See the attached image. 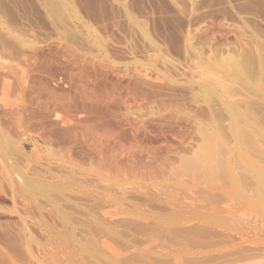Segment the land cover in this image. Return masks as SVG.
<instances>
[{
  "label": "rangeland",
  "instance_id": "obj_1",
  "mask_svg": "<svg viewBox=\"0 0 264 264\" xmlns=\"http://www.w3.org/2000/svg\"><path fill=\"white\" fill-rule=\"evenodd\" d=\"M254 43L264 47V0H0V80L8 82L6 86H1L0 81V112H3L0 113V119L3 118L0 120V264H133L136 260L144 261L142 264H221L225 260L236 264H254L257 259L260 260L256 261L257 264H262L264 48L262 51ZM70 51H73V57L91 58L104 66L102 70H106L107 74L105 81L101 76L97 88L89 83L88 88L94 89L101 101L106 102H102L99 113H95L98 116L91 115L92 119L90 115L88 118L78 115L83 125L82 133L77 131L75 136L67 133L62 137L41 122L30 120L39 113L35 107L38 104L40 107L42 103V100L33 102L34 93L31 90L42 92L43 85L50 84L55 91H69L68 95L72 97L74 94L63 83L73 68ZM232 56L241 58L248 65L251 63L249 66L245 63V66L257 87L248 84V80L243 81L249 86L229 74L224 75L218 61ZM23 72H29L30 79H33L31 83L25 79L24 100L33 102V105L25 102V111L29 112L30 107L32 111L24 115L29 116L35 111L31 117L25 115L26 121L29 120L25 122L26 127H14L16 94H13H20L17 84ZM260 82L262 88L259 89ZM15 86L18 90L12 92ZM243 108L249 109V112ZM255 108L263 110L254 112ZM62 115L54 113L50 118L53 123L59 122L55 124L59 131L70 126L69 122H60ZM7 123L9 127L13 126L8 128ZM199 130L207 137L206 140L213 139L210 140L215 146L210 153L213 156L206 154L205 150L199 151L205 140ZM43 134L47 140L45 143L37 138ZM88 136H91L90 140ZM93 145L100 149L90 151L95 149ZM95 152L102 155L98 156L100 159L94 155ZM196 154H200L201 160L196 161L202 162L201 166L196 162L195 167L192 165L186 169L183 161L188 158L195 160ZM206 155L210 156L209 159ZM106 158L113 161L112 164L115 162L117 169L113 166L114 174L108 173ZM101 159H106L102 160L105 166ZM243 169L248 170L247 173ZM258 176L262 177L260 181ZM117 190H120L119 193ZM93 196L96 198L94 203ZM106 197L111 198L105 200ZM57 198L59 202L55 200ZM204 200H209V203ZM90 209L93 213L89 212ZM48 210H53L51 215ZM247 220H251L250 223ZM131 221H134L133 224ZM113 222L121 225L115 226ZM138 231L142 232V236ZM240 232L247 234L242 235L243 238ZM188 233L193 234L189 236ZM247 235L250 237L247 238ZM246 246L251 253L245 250ZM176 247H179L178 250ZM231 249L239 253L237 255H246L239 256V261L233 258ZM225 253L228 257L223 261L221 259L227 256Z\"/></svg>",
  "mask_w": 264,
  "mask_h": 264
},
{
  "label": "bare ground",
  "instance_id": "obj_2",
  "mask_svg": "<svg viewBox=\"0 0 264 264\" xmlns=\"http://www.w3.org/2000/svg\"><path fill=\"white\" fill-rule=\"evenodd\" d=\"M254 40L255 39H253V42H254ZM260 42V41H259ZM256 43H258V41H256ZM256 43H254V44H256ZM263 43V42H262ZM261 43V44H262ZM259 46H257V44H256V46L258 47V48H260L261 50L264 48L263 47V45H260V44H258ZM6 47V46H5ZM64 47V46H63ZM262 47V48H261ZM4 48V47H3ZM10 48H12V47H10ZM8 49H9V46H8ZM67 49H70V48H67ZM257 50V49H256ZM69 51V50H68ZM263 51V50H262ZM249 52V51H248ZM68 53H72L71 55H70V57H72V58H70L71 59V63H72V67L73 68H71L70 70L71 71H69V73H67L68 75V77L66 76V75H64V76H66V78H65V81L63 80V83L64 84H67L68 86L67 87H69L68 88V90L70 89L71 91H72V93L74 94L72 97L71 96H69L68 95V92H65V89L64 90H59V91H55L54 90V88H52V87H50L51 85L50 84H45V85H43V90H42V92H34L33 90H31V92H33L34 94L32 95L33 96V102H40L41 100H42V103L40 102V107H38L39 106V104H38V106H36V104H35V108H38L39 109V113H36L35 115H33L32 116V118L30 119L31 121H34V120H37V121H39V122H41V125L42 124H44V125H46V127L48 126V129L50 128V130H54L55 131V133L59 136L60 134H61V136L63 135H66L67 133H73V134H70V136L71 135H73V136H75L74 134H75V132H77V131H79V132H83V130H82V127H83V125H82V121H80L79 120V116L78 115H80V114H83V115H86V117L88 118V117H90L91 115H94L95 113H99V109H100V107H101V105H102V102H106V101H101L102 100V98H99L98 96H97V94H96V91L94 90V89H90V88H88V83L90 84V85H92V86H94L93 88H97V82H99V79L98 78H100L101 76H102V78L104 79V81H105V75H107L105 72H106V70L103 72V68H104V66L103 65H101V64H99V63H97L96 61H94L93 59H91V58H82L83 56H81V57H77V56H74L73 57V51L71 52H68ZM246 54H248V53H246ZM245 54V55H246ZM250 55H251V53H250ZM248 56V55H247ZM233 57V56H232ZM245 56H243V58H244ZM263 57V56H262ZM236 58V57H235ZM234 57L233 58H221V59H223V60H219L218 61V63H220V68L222 69V71L224 72V75L226 74H229L230 76H232V77H234L235 79H238V82H239V80H248L247 82H248V84H251L252 86H256L257 87V83H255L254 84V82L252 81V78H251V76H249V73H248V69H246V67L247 66H245V63H247L246 61L244 62L241 58H239V59H235ZM246 58V57H245ZM249 58V57H248ZM253 57H251V59H252ZM259 58V57H258ZM9 59V58H8ZM15 59V58H14ZM250 59V58H249ZM244 60H247V59H244ZM260 60V59H259ZM262 60V59H261ZM260 60V61H261ZM18 61V60H17ZM264 61V60H263ZM249 62V61H248ZM255 62V61H254ZM254 62H253V64H254ZM13 63H15V62H13ZM101 63V62H100ZM256 63V62H255ZM263 63V62H262ZM105 64V63H104ZM251 64V63H250ZM249 64V65H250ZM257 64V63H256ZM6 65V64H5ZM5 65H3L4 67H5ZM16 65V64H15ZM14 65V66H15ZM105 65H107V64H105ZM247 65H248V63H247ZM248 65V66H249ZM254 66V65H253ZM2 67V66H1ZM256 67H258V66H256ZM255 67V68H256ZM6 68H8V67H6ZM10 68V67H9ZM24 68V67H23ZM249 68V67H248ZM20 69H21V67H20ZM27 69V68H26ZM29 69V68H28ZM103 69V70H102ZM262 69V68H261ZM11 70V69H10ZM30 70V69H29ZM29 70H27V71H29ZM248 70V71H247ZM251 70V69H250ZM262 70H264V69H262ZM261 70V71H262ZM4 71V70H3ZM2 71V72H3ZM7 71H8V69H7ZM24 71H25V69H24ZM252 71H253V69H252ZM8 72H11V71H8ZM21 72V71H20ZM20 72H18V73H20ZM32 72V71H31ZM107 72H109V71H107ZM103 73H105V74H103ZM113 74H114V72H112ZM115 73H118V72H116L115 71ZM103 74V75H102ZM251 74V73H250ZM253 74H254V72H253ZM21 75V74H20ZM2 76V75H1ZM9 76V75H8ZM111 76V75H110ZM125 76V75H124ZM228 76V75H227ZM3 77H7L6 75H4ZM263 77V76H262ZM0 78H2V77H0ZM9 78H12V76L11 77H9ZM20 78H21V80L19 81V84H17L18 86H17V88L19 89V91H20V94H18V92H14L15 90L17 91L18 89L16 88V86H15V88L16 89H12V92H14V94L13 95H15L14 97H15V102H14V115H15V117H16V123H14V122H12V124L14 123L15 124V126L14 127H26V126H24L25 124L27 125V123H25V122H28V121H26L27 119H25V115H27V114H25L24 115V113L26 112V113H28L29 114V112H31L32 110V108L30 107L29 109L31 110H29V109H27V110H29V112H27V111H25V102H27V103H29V101H25L24 100V92H25V90H26V88H27V86H26V82H25V79H28V81H29V83H31V82H33L32 80V77H31V79H30V73L28 72H23L22 73V76H20ZM226 78V77H225ZM224 78V79H225ZM101 79V78H100ZM254 79H255V77H254ZM256 79H258V77L256 78ZM260 79V78H259ZM258 79V80H259ZM35 80V79H34ZM102 80V79H101ZM1 81V80H0ZM27 81V82H28ZM31 81V82H30ZM126 81V80H125ZM128 81V84H130L131 82H129V80H127ZM126 81V82H127ZM234 81V80H233ZM243 81V82H244ZM255 81V80H254ZM55 82H59V81H55ZM54 82V84H56ZM96 82V83H95ZM103 82V81H102ZM120 82V81H119ZM7 81L6 80H2L1 81V86H3V84H4V86H6L7 85ZM23 83H25V84H23ZM28 83V84H29ZM53 83V82H52ZM62 83V82H61ZM244 83H246V82H244ZM27 84V85H28ZM63 84V85H64ZM260 84H261V82L259 83V89H260V87L262 88V86H260ZM59 85H61V84H59ZM58 85V86H59ZM246 85H247V83H246ZM250 85V86H251ZM13 86H14V84H13ZM112 86V85H111ZM115 85H113V87H114ZM117 86V85H116ZM241 86H243V85H241ZM247 86H249V85H247ZM251 86V87H252ZM112 87V88H113ZM33 88V86H32V84H31V89ZM64 88H66L65 86H64ZM250 88V87H249ZM253 88V87H252ZM28 89H29V87H28ZM251 89V88H250ZM14 90V91H13ZM201 91V90H200ZM260 91V90H259ZM30 92V91H29ZM263 92V91H262ZM12 95V93H11V96H13ZM146 95V94H145ZM212 95V94H211ZM213 95H215V94H213ZM27 96V95H26ZM29 96H30V94H29ZM28 96V97H29ZM19 97H20V99H19ZM206 97V96H205ZM259 97H261L260 95H259ZM32 98V97H31ZM30 98V99H31ZM210 98H211V96H210ZM263 98V97H262ZM11 99H13V98H11ZM29 99V100H30ZM206 100H207V98H205ZM204 99V100H205ZM14 100V99H13ZM256 100H258V99H256ZM32 102V103H33ZM244 102H247V101H244ZM243 102V103H244ZM32 103H29V104H32ZM212 103L214 104V102L212 101ZM249 103V102H248ZM217 104V103H216ZM227 104V103H226ZM233 104V103H232ZM239 104H240V102H239ZM246 104V103H245ZM257 104H259V103H257ZM27 105V104H26ZM33 105V104H32ZM212 105V104H211ZM215 105V104H214ZM213 105V106H214ZM223 105H224V103H223ZM213 106H211V107H213ZM233 106V105H232ZM243 106H247V105H243ZM249 106V105H248ZM252 106V105H251ZM1 107H2V105H1ZM29 107V106H28ZM219 107V106H218ZM217 107V108H218ZM220 108V107H219ZM2 109V108H1ZM231 109V108H230ZM244 109V108H243ZM250 109H251V107H250ZM253 109V108H252ZM233 110H235V109H233ZM232 110V111H233ZM239 110V109H238ZM244 110H246V109H244ZM259 110H263V109H259ZM259 110H257L256 108H255V111L254 112H256V111H259ZM3 111H6V110H3ZM35 111V110H34ZM34 111H33V113H34ZM228 111H230V110H228ZM246 111H248L249 112V109L248 110H246ZM252 110H250V112H251ZM13 112V111H12ZM11 112V113H12ZM243 112V111H242ZM1 113V112H0ZM3 113V112H2ZM1 113V114H2ZM11 113H9V114H11ZM32 113V114H33ZM54 113H62L63 115L62 116H60L59 117V120H60V122L61 123H65V124H67L68 122L70 123V126L69 127H66V129L64 128V130L63 131H59V130H57V127H56V125L55 124H57V122L56 123H53V122H51L50 121V118H51V116H52V114H54ZM215 113H217V112H215ZM236 113H237V111H236ZM263 112H261L260 114H262ZM32 114H30V115H32ZM219 114V113H218ZM220 114H222V113H220ZM231 114V113H230ZM235 114V113H234ZM252 114V113H251ZM13 115V113L10 115V116H12ZM29 115V116H30ZM90 115V116H89ZM96 115V114H95ZM201 115V114H200ZM202 115H203V113H202ZM212 115V114H211ZM215 115V114H214ZM248 115V114H247ZM246 115V116H247ZM253 115V114H252ZM28 116V115H27ZM28 116V117H29ZM77 116V117H76ZM96 116H98V114L96 115ZM96 116H94V117H96ZM221 116V115H220ZM240 116V115H239ZM244 116V115H243ZM259 116V115H258ZM261 116H263V115H261ZM1 117V116H0ZM6 117H8L7 115H6ZM31 117V116H30ZM203 117V116H202ZM237 117V116H236ZM248 118L250 117V116H247ZM254 117V116H253ZM13 118H14V116H13ZM27 118V117H26ZM52 118H53V116H52ZM217 118H218V115H217ZM217 118L215 117V119L217 120ZM221 118V117H220ZM254 118H257V117H254ZM262 118H264V117H262ZM261 118V119H262ZM1 119H3V118H1ZM0 119V120H1ZM15 119V118H14ZM85 119V118H84ZM91 119H92V116H91ZM206 119V118H205ZM6 120H9V118L8 119H6ZM82 120H83V118H82ZM250 120V122H252L251 121V119H249ZM263 121H264V119H262ZM21 121H23L22 123H21ZM30 121V122H31ZM83 121H85V120H83ZM219 121H221V120H219ZM256 120H254V122H255ZM6 122V121H5ZM218 122V121H217ZM238 122V121H237ZM240 122V121H239ZM2 123V122H1ZM24 123V124H23ZM209 123V122H208ZM253 123V122H252ZM261 123H263V122H261ZM6 124V123H5ZM5 124H3V125H5ZM11 124V126L10 127H12L13 125ZM58 124H59V122H58ZM57 124V125H58ZM64 124V125H65ZM213 124V123H212ZM244 124V123H243ZM243 124H242V126H243ZM255 124H256V122H255ZM7 125H8V123H7ZM22 125V126H21ZM34 125H35V123H34ZM233 125V124H232ZM246 125V124H245ZM6 126V125H5ZM219 126V125H218ZM247 126V125H246ZM4 127V126H3ZM9 127V125H8V128H10ZM13 127V128H14ZM33 127H35V126H33ZM40 127V126H39ZM38 127V128H39ZM87 127V126H86ZM222 127V126H221ZM232 127V126H231ZM243 127H245V126H243ZM6 128V127H5ZM8 128H7V130H8ZM32 128V127H31ZM30 128V129H31ZM89 128V127H88ZM218 128V127H217ZM220 128V127H219ZM241 128V127H240ZM247 128H252V127H247ZM12 129V128H11ZM47 129V130H48ZM92 129V128H91ZM91 129H89V130H91ZM222 129V128H221ZM3 130V129H2ZM32 130H34V129H32ZM31 130V131H32ZM37 130V129H36ZM39 130V129H38ZM204 130V129H203ZM12 131H14V130H12ZM57 131V132H56ZM73 131V132H72ZM91 131H93V129L91 130ZM200 132H201V130H199ZM238 131V130H237ZM241 131V130H240ZM248 131V130H247ZM249 131H250V129H249ZM7 132V131H6ZM16 132V131H15ZM15 132H13V133H15ZM36 132V131H35ZM79 132H78V134H79ZM87 132V131H86ZM222 132V131H221ZM243 132V131H242ZM32 133H34V132H32ZM48 133V132H47ZM47 133H44V134H47ZM90 133V132H89ZM204 133H205V131H204ZM218 133H219V131H218ZM223 133V132H222ZM226 133V132H225ZM9 134V133H8ZM38 135L37 136V138L40 140V142H43V143H45L46 141H45V139H46V137H45V135ZM201 134H202V132H201ZM4 135V134H3ZM14 135V134H13ZM54 135V134H53ZM52 134L50 135V136H53ZM203 135V134H202ZM228 135V134H227ZM234 135V134H233ZM242 135H243V133H242ZM252 135V134H251ZM47 136V135H46ZM55 136V135H54ZM62 136V137H63ZM81 136V135H80ZM83 136H84V134H83ZM86 136V135H85ZM204 136V135H203ZM223 136V135H222ZM239 136V135H238ZM248 136V135H247ZM6 137V136H5ZM89 137H91V136H88V140H90L89 139ZM205 137L206 136H204V139H205ZM210 137V136H209ZM244 137V136H243ZM251 137V136H250ZM8 138V137H7ZM14 138V137H13ZM58 137H56V139H57ZM71 138V137H70ZM69 138V139H70ZM73 138V137H72ZM71 138V139H72ZM74 138H76V137H74ZM83 138V137H82ZM229 137H227V139H228ZM241 138V137H240ZM249 138V137H248ZM52 139H53V137H52ZM63 139H65V138H63ZM62 139V140H63ZM66 139H68V137L66 138ZM85 139V138H84ZM203 139V140H204ZM206 139H207V137H206ZM204 140V141H202L203 142V145H202V147L200 148V150L199 151H201V150H203V152H204V150H205V153L206 154H210V153H213L212 151H214V148H215V146L212 144V143H214V142H212L211 143V141L213 140V139H210V140ZM226 139V140H227ZM246 139V138H245ZM5 140H8V139H5ZM250 140H252V139H250ZM9 141V140H8ZM53 141V140H52ZM61 141V140H60ZM59 141V142H60ZM73 141H75V140H73ZM83 140H81V142H82ZM86 141V140H85ZM69 142V141H68ZM76 142V141H75ZM90 142V141H89ZM89 142H87V144H89ZM93 142V141H92ZM250 143L252 142L253 143V140L252 141H249ZM257 142V141H256ZM259 142V141H258ZM10 143V142H9ZM63 143V142H62ZM91 143V142H90ZM229 143V142H228ZM251 143V144H252ZM11 144V143H10ZM65 144H67V143H65ZM69 144V143H68ZM86 144V143H85ZM96 144V143H95ZM218 144V143H217ZM91 145V144H90ZM89 145V146H90ZM97 145V144H96ZM98 145H99V147H100V144L98 143ZM249 145V144H248ZM259 145V144H258ZM92 146V145H91ZM93 146H95V145H93ZM213 146H214V148H213ZM253 146V145H252ZM255 146V145H254ZM82 147H84L83 145H82ZM87 147V146H86ZM99 147H96L95 146V149H90V151H98L97 150V148H99ZM219 147H221V146H219ZM227 147H229L230 148V146H227ZM263 147V146H262ZM203 148V149H202ZM218 148V147H217ZM248 148H250L249 146H248ZM264 148V147H263ZM6 149V148H5ZM81 149V148H80ZM84 149H86V148H84ZM88 149V148H87ZM100 149V148H99ZM219 149V148H218ZM218 149H216L215 150V154H216V152H217V150ZM83 150V149H82ZM253 150V149H252ZM261 150V149H260ZM199 151H197L198 153H199ZM262 151V150H261ZM58 151H56V153H57ZM81 152V151H80ZM221 152V151H220ZM224 152V151H223ZM223 152L221 153V154H223ZM53 153V152H52ZM59 153V152H58ZM83 153H84V151H83ZM94 153V152H93ZM96 153V152H95ZM98 153V152H97ZM94 154V155H97V158H99L98 156H100L99 154ZM101 153H102V151H101ZM202 153V152H201ZM80 154V153H79ZM105 154H106V152H105ZM204 154V153H203ZM257 154V153H256ZM5 155V154H4ZM108 155V154H107ZM197 155V154H196ZM200 155V154H199ZM199 155H197L196 157H195V160L194 159H190V158H188V159H183L182 161H183V165H184V167L186 168V169H188V168H190V166H192L193 165V167H195V163L197 162V163H200V166H201V164H202V162H199V161H196V160H199L200 158H199ZM212 154H210V156H211ZM219 154H218V152H217V156H218ZM253 155H254V153H253ZM263 155V154H262ZM57 156V155H56ZM59 156V155H58ZM57 156V157H58ZM89 156H91V155H89ZM102 156V155H101ZM104 156H106V155H104ZM109 156V155H108ZM127 156V155H126ZM203 156H205V154L203 155ZM209 156V157H210ZM213 156V155H212ZM258 156V155H257ZM256 156V157H257ZM11 157V156H10ZM24 157V156H23ZM60 157V156H59ZM130 157V156H129ZM201 157H202V154H201ZM206 157L209 159V157H208V155H206ZM12 158V157H11ZM49 158V157H48ZM61 158V157H60ZM63 158V157H62ZM61 158V159H62ZM84 158H86V157H84ZM96 158V157H95ZM102 158V157H101ZM110 158V157H109ZM105 159L106 160V162L107 163H105L106 164V166L108 167V169H107V171H108V173L109 174H114V172H115V169L113 168V166H115L116 164H115V162H114V164H112V162L111 161H109L110 159ZM204 158V157H203ZM225 158V157H224ZM252 158H255L254 156L252 157ZM78 159V158H77ZM100 159V158H99ZM112 159V158H111ZM114 159V158H113ZM112 159V160H113ZM222 159V158H221ZM230 159V158H229ZM235 159H236V157H235ZM71 160V159H70ZM103 159H101V162L103 163V161H105V160H103ZM177 160V159H176ZM201 160V159H200ZM203 160H205V159H203ZM246 160V159H245ZM258 160V159H257ZM96 161H98L97 159H96ZM109 161V162H108ZM133 161V160H132ZM221 161V160H220ZM259 161V160H258ZM16 162V161H15ZM100 162V161H99ZM207 162V161H206ZM222 162V161H221ZM220 162V163H221ZM255 162V161H254ZM21 163H22V161H21ZM20 163V164H21ZM103 163V164H104ZM173 163H176V162H173ZM234 163V162H233ZM100 164V163H99ZM105 164H104V166H105ZM238 164V163H237ZM43 165V164H42ZM41 165V166H42ZM56 165V164H55ZM12 166V165H11ZM47 166V165H46ZM50 166V165H49ZM48 166V167H49ZM52 166H54V165H52ZM57 166V165H56ZM96 166V165H95ZM217 166V165H216ZM255 166V165H254ZM10 167V166H9ZM87 167V166H86ZM129 167V166H128ZM183 166H182V168H184ZM218 167V166H217ZM229 167V166H228ZM232 167V166H231ZM237 167H240V166H237ZM11 168V167H10ZM36 167H34V169H35ZM65 168V167H64ZM72 168V167H71ZM101 168H102V166H101ZM115 168L117 169V167L115 166ZM199 168V167H198ZM219 168V167H218ZM240 168H242V167H240ZM49 169V168H48ZM68 169V168H67ZM91 169V168H90ZM93 169V168H92ZM99 169V168H98ZM123 169V168H122ZM128 169V168H127ZM126 169V170H127ZM185 169V170H186ZM224 169V168H223ZM254 169V168H253ZM39 170H41L40 168H39ZM69 170V169H68ZM101 170V169H100ZM150 170V169H149ZM171 170V169H170ZM235 170V169H234ZM242 169H240V173L242 172L241 171ZM244 171H246L245 169H243ZM36 171H38V169L36 170ZM42 171V170H41ZM52 171V170H51ZM57 171H58V169H57ZM93 171V170H92ZM118 170H116V172H117ZM248 171V170H247ZM247 171L245 172V173H247ZM1 172V171H0ZM11 172V171H10ZM44 172V171H43ZM54 172V171H53ZM59 172V171H58ZM71 172H73V171H71ZM87 172V171H86ZM98 172V171H97ZM139 172V171H138ZM187 172H189V170H187ZM17 173V172H16ZM38 173V172H37ZM85 173V172H84ZM101 173V172H100ZM123 173V172H122ZM222 173V172H221ZM224 173V172H223ZM244 173V172H243ZM244 173V174H245ZM39 174V173H38ZM37 174V175H38ZM46 174V173H45ZM74 174H75V172H74ZM92 174H95V173H92ZM98 174V173H97ZM125 174H126V172H125ZM62 175V174H61ZM63 175H64V172H63ZM66 175V174H65ZM77 175V174H76ZM128 175V174H127ZM147 175V174H146ZM242 175V174H241ZM32 176V175H31ZM41 176V175H40ZM43 176V175H42ZM129 176V175H128ZM149 176V175H148ZM161 176V175H160ZM159 176V177H160ZM220 176V175H219ZM33 177V176H32ZM37 177V176H36ZM63 177V176H62ZM68 177V176H67ZM74 177V176H73ZM136 177V176H135ZM202 177V176H201ZM259 177V176H258ZM19 178H20V176H19ZM35 178V177H34ZM43 179H45L44 177H42ZM52 178V177H51ZM59 178H61V176L59 177ZM85 178V177H84ZM125 178V177H124ZM137 178V177H136ZM141 178H142V176H141ZM154 178V177H153ZM152 177H151V179H153ZM198 178V177H197ZM226 178H227V176H226ZM246 178V177H245ZM256 178H257V175H256ZM262 178V177H261ZM260 177L258 178L259 180L258 181H260V179H261ZM37 179H39V178H36V180ZM71 179H73V178H71ZM90 179V178H89ZM92 179V178H91ZM127 179H129V178H127ZM149 179V178H148ZM158 179V178H157ZM165 179V178H164ZM222 179V178H221ZM220 179V180H221ZM12 180V179H11ZM40 180V179H39ZM50 181H51V179H49ZM76 180V179H75ZM78 180V179H77ZM85 180V179H84ZM87 180V179H86ZM121 180V179H120ZM154 180V179H153ZM171 180V179H170ZM182 180H183V178H182ZM186 180V179H185ZM189 180V179H188ZM227 180V179H226ZM239 180V179H238ZM249 180V179H248ZM255 180V179H254ZM262 180V182L264 181V179H261ZM30 181V180H29ZM43 181V180H42ZM54 181V180H53ZM62 181V180H61ZM92 180H90V185H91V182ZM109 181V180H108ZM149 181V180H148ZM223 181V180H222ZM222 181H220V182H222ZM35 182V181H34ZM41 182V181H40ZM45 182H46V180H45ZM49 182V181H48ZM72 182V181H71ZM94 182H96V181H94ZM93 182V183H94ZM104 182V181H103ZM107 181H105V183H106ZM240 182H242L241 180H240ZM248 182V181H247ZM15 183V182H14ZM53 183V182H52ZM66 183H68V182H66ZM65 183V184H66ZM76 183V182H75ZM97 183V182H96ZM186 183V182H185ZM189 183V182H188ZM252 183V182H251ZM250 183V185H252ZM39 184V183H38ZM51 184V183H50ZM58 184V183H57ZM62 184H63V182H62ZM82 184V183H81ZM104 184V183H103ZM107 184H109V183H107ZM187 184V183H186ZM193 184V183H192ZM217 184V183H216ZM241 184V183H240ZM242 184H244L243 182H242ZM247 184V183H246ZM248 184H249V182H248ZM248 184H247V186H248ZM264 184V183H263ZM18 185V184H17ZM84 185H85V183H84ZM87 185V184H86ZM89 185V186H90ZM144 185V184H143ZM169 185V184H168ZM223 185H227V183H224ZM222 185V186H223ZM254 185V184H253ZM68 186V185H67ZM71 186V185H70ZM83 186V185H82ZM74 187V186H73ZM78 187H79V184H78ZM85 187H87V186H85ZM84 187V188H85ZM131 187V186H130ZM175 187V186H174ZM219 187V186H218ZM242 187H245V186H242ZM254 187V186H253ZM15 188V187H14ZM47 188V187H46ZM63 188V187H62ZM91 188V187H90ZM100 188V187H99ZM127 188V187H126ZM223 188V187H222ZM246 188V187H245ZM248 188H250V187H248ZM247 188V189H248ZM89 189V188H88ZM141 189V188H140ZM140 189H139V191H140ZM239 189V188H238ZM238 189H237V191H238ZM262 189V188H261ZM82 190V189H81ZM97 190H99V189H97ZM128 190V189H127ZM145 190V189H144ZM249 190V189H248ZM251 190V189H250ZM249 190V191H250ZM263 190V189H262ZM89 191V190H88ZM90 191H92V190H90ZM89 191V192H90ZM96 191V190H95ZM101 191V190H100ZM104 191V190H103ZM118 191V190H117ZM116 191V192H117ZM120 191V190H119ZM119 191L117 192V193H119ZM126 191V190H125ZM142 191V190H141ZM253 191H254V189H253ZM261 191V190H260ZM83 192V191H82ZM86 192V191H85ZM93 192V191H92ZM106 192V191H105ZM111 192V191H110ZM114 192V191H113ZM121 192H122V189H121ZM255 192V191H254ZM262 192V191H261ZM45 193V192H44ZM142 193V192H141ZM182 193V192H181ZM185 193V192H184ZM195 193V192H194ZM242 193H244V192H242ZM9 194V193H8ZM96 194V193H95ZM99 194V193H98ZM103 194H105V193H103ZM112 194V193H111ZM116 194V193H115ZM186 194V193H185ZM203 194V193H202ZM249 194V193H248ZM36 195V194H35ZM39 195V194H38ZM66 195V194H65ZM74 195V194H73ZM94 195V194H93ZM118 196H119V194H117ZM116 195V196H117ZM146 195V194H145ZM145 195H143V196H145ZM195 195H197L196 193H195ZM215 195H217V194H215ZM40 196V195H39ZM79 196V195H78ZM83 196V194L81 195V197ZM95 196V195H94ZM94 196H93V198H94ZM105 196H111V195H105ZM114 196V195H113ZM117 196V197H118ZM188 196V195H187ZM198 196V195H197ZM200 196V195H199ZM48 197V196H47ZM56 197V196H55ZM76 197V196H75ZM80 197V196H79ZM78 197V198H79ZM115 197V196H114ZM121 197H123V196H121ZM209 197V196H208ZM244 197H245V194H244ZM32 198V197H31ZM53 198V197H52ZM77 198V197H76ZM87 198V197H86ZM107 198L108 197H106V199L105 200H107ZM109 198H111V197H109ZM108 198V200H110ZM113 198V197H112ZM120 198V197H119ZM182 198V197H181ZM185 198V197H184ZM191 198V197H190ZM212 198V197H211ZM217 198V197H216ZM246 198V197H245ZM70 199V198H69ZM88 199V198H87ZM97 199H98V197H97ZM100 199V198H99ZM114 199V198H113ZM124 199V198H123ZM142 199V198H141ZM176 199V198H175ZM186 199V198H185ZM19 200H21V199H19ZM27 200V199H26ZM56 201H58V200H60V199H55ZM78 200V199H77ZM83 200H84V198H83ZM94 200H96V198H94L93 199V203L95 202ZM101 200V202H102V198L100 199ZM116 200V199H115ZM120 200V199H119ZM38 201V200H37ZM73 201H74V199H73ZM79 201V200H78ZM81 201H82V199H81ZM90 201V200H89ZM189 201V200H188ZM205 201V200H204ZM209 201V200H208ZM207 201V202H208ZM210 201H211V199H210ZM26 202V201H25ZM25 202H23V203H25ZM59 202V201H58ZM65 202V201H64ZM76 202V201H75ZM80 202V201H79ZM84 202V201H83ZM86 202H87V200H86ZM91 202V203H92ZM99 202V201H98ZM98 202L96 203V204H98ZM103 202H104V200H103ZM206 202V201H205ZM206 202V203H207ZM18 203V202H17ZM61 203V202H60ZM100 203V202H99ZM124 203V202H123ZM192 203V202H191ZM201 203V202H200ZM209 203V202H208ZM210 203H212V202H210ZM20 204V203H19ZM28 204H30L29 202H28ZM44 204V203H43ZM43 204H42V206H43ZM75 204V203H74ZM78 204H80V203H78ZM85 203H83V205H84ZM88 204V203H87ZM90 204V203H89ZM188 204V203H187ZM22 205H24V204H22ZM31 205V204H30ZM51 205V204H50ZM57 205V204H56ZM91 205V204H90ZM95 205V204H94ZM124 205V204H123ZM191 205V204H190ZM195 205V204H194ZM40 206V205H39ZM47 206V205H46ZM49 206V205H48ZM79 206V205H78ZM98 206V205H97ZM96 206V207H97ZM101 206H102V204H101ZM106 206V205H105ZM23 207V206H22ZM24 207H25V205H24ZM27 207H28V205H27ZM50 207V206H49ZM66 207H68V205L66 206ZM71 207V206H70ZM93 207V206H92ZM110 207V206H109ZM124 207V206H123ZM32 208V207H31ZM37 208V207H36ZM52 208V207H51ZM73 208V207H72ZM87 208V207H86ZM101 208H103V207H101ZM125 209H126V207H124ZM123 208V209H124ZM188 208V207H187ZM203 208V207H202ZM25 209V208H24ZM23 209V210H24ZM70 209V208H69ZM98 209H100V208H98ZM189 209H191V207L189 208ZM213 209V208H212ZM20 210V209H19ZM28 210H29V208H28ZM74 210V209H73ZM76 210H78V209H76ZM87 210V209H86ZM121 210V209H120ZM206 210V209H205ZM216 210V209H215ZM33 211H34V209H33ZM49 211V210H48ZM51 211V210H50ZM50 211H49V213L48 214H50ZM53 211V210H52ZM51 211V212H52ZM59 211V210H58ZM61 211V210H60ZM129 211V210H128ZM180 211V210H179ZM192 211V210H191ZM27 212V211H26ZM44 211H42V213H43ZM74 212V211H73ZM89 212H92L91 211V209H90V211ZM195 212V211H194ZM214 212V211H213ZM218 212H220V211H218ZM62 213V212H61ZM81 213V212H80ZM93 213V212H92ZM152 213V212H151ZM210 213H212V212H210ZM215 213H216V211H215ZM34 214H35V211H34ZM57 214V213H56ZM63 214V213H62ZM227 214V213H226ZM51 215V214H50ZM61 215V214H60ZM67 215L69 216V214L67 213ZM74 215V214H73ZM79 215V214H78ZM99 215V214H98ZM97 215V216H98ZM201 215V214H200ZM256 215V214H255ZM45 216L47 217V214L45 213ZM56 216V215H55ZM75 216V215H74ZM81 216V215H80ZM119 216V215H118ZM123 216V215H122ZM127 216V215H126ZM132 216V215H131ZM136 217H137V215H135ZM226 216V215H225ZM228 216H229V214H228ZM249 216V215H248ZM253 216V215H252ZM36 217L38 218V216L36 215ZM51 217H54V216H51ZM88 217V216H87ZM93 217V216H92ZM196 217V216H195ZM55 218V217H54ZM102 218V217H101ZM131 218V217H130ZM133 218H135L134 216H133ZM227 218V217H226ZM232 218V217H231ZM235 218H237V217H235ZM104 219V218H103ZM125 219V218H124ZM123 219V220H124ZM157 219V218H156ZM189 219V218H188ZM241 219H243V218H240V220ZM61 220V219H60ZM77 220V219H76ZM81 220V219H80ZM122 220V219H121ZM160 220H162L163 221V219H160ZM237 220V219H236ZM39 221V220H38ZM55 221V220H54ZM59 221V220H58ZM62 221V220H61ZM72 221V220H71ZM82 221H84V220H82ZM81 221V222H82ZM93 221V220H92ZM91 221V222H92ZM128 221H129V219H128ZM220 221V220H219ZM249 223H250V221L249 220H247ZM254 221V220H253ZM31 222V221H30ZM50 222V221H49ZM56 222V221H55ZM68 222V221H67ZM93 222H95V221H93ZM107 222V221H106ZM117 222H119V221H117ZM134 222V221H133ZM133 222L131 221V223L133 224ZM169 222V221H168ZM231 222H233V221H231ZM245 222H246V220H245ZM28 223H29V221H28ZM27 223V224H28ZM51 223V222H50ZM58 223V222H57ZM123 223H125V222H123ZM128 223H130V222H127V224ZM136 223V222H135ZM194 223H198V222H194ZM230 223V222H229ZM255 223H257V222H255ZM38 224V223H37ZM61 224V223H60ZM78 224V223H77ZM85 224H87V223H85ZM89 224V223H88ZM95 224V223H94ZM113 224L115 225L116 223L115 222H113ZM119 224V223H118ZM118 224H116V225H118ZM138 224V223H137ZM234 224V223H233ZM248 224V223H247ZM31 225V224H30ZM81 225V224H80ZM84 225V224H83ZM115 225V226H116ZM119 225H121V223L119 224ZM146 225V224H145ZM151 226H152V224H150ZM194 225V224H193ZM203 225V224H202ZM250 225V224H249ZM255 225V224H254ZM259 225V224H258ZM32 226V225H31ZM58 226H59V224H58ZM85 226V225H84ZM88 226V225H87ZM86 226V227H87ZM91 226V225H90ZM111 226V225H110ZM113 226V225H112ZM127 226V225H126ZM130 226V225H129ZM141 226V225H140ZM148 226H149V224H148ZM206 226V225H205ZM205 226H202V227H205ZM243 226V225H242ZM26 227V226H25ZM83 227V226H82ZM103 227H105V226H103ZM107 227H109V226H107ZM131 227V226H130ZM236 227V226H235ZM240 227V226H239ZM119 228V227H118ZM127 228H129V227H127ZM139 228V227H138ZM143 228H144V225H143ZM146 228H148V227H146ZM193 228V227H192ZM199 228V227H198ZM212 228V227H211ZM51 229V228H50ZM53 229V228H52ZM55 229V228H54ZM60 229H62V228H60ZM68 229V228H67ZM83 229V228H82ZM109 229V228H108ZM121 229V228H120ZM200 229V228H199ZM202 229V228H201ZM236 229V228H235ZM234 229V230H235ZM240 229V228H239ZM33 230V229H32ZM56 230V229H55ZM99 230H101V228L99 229ZM145 230V229H144ZM143 230V231H144ZM148 230H150V231H152V230H154V229H149L148 228ZM208 230V229H207ZM210 230V229H209ZM214 230V229H213ZM216 230V229H215ZM238 230V229H237ZM246 230H247V228H246ZM249 230V229H248ZM251 230V229H250ZM249 230V231H250ZM263 230V229H262ZM34 231V230H33ZM33 231H32V233H33ZM45 231V230H44ZM59 231V230H58ZM95 231V230H94ZM122 231H124V230H122ZM137 231V230H136ZM159 231V230H158ZM157 231V232H158ZM179 231H181L180 229H179ZM185 231V230H184ZM188 231V230H187ZM196 231V230H195ZM201 231H204V230H201ZM35 232V231H34ZM83 232V231H82ZM86 232V231H85ZM91 232H92V230H91ZM90 232V233H91ZM101 233H103L102 231H100ZM129 232V231H128ZM135 232V231H134ZM139 232V231H138ZM155 232V231H154ZM160 232V231H159ZM186 232V231H185ZM211 232V231H210ZM214 232V231H213ZM247 232V231H246ZM254 232V231H253ZM48 233H51V232H48ZM140 233V232H139ZM142 233V232H141ZM141 233H140V235H141ZM164 233H166V232H164ZM179 233V232H178ZM184 233V232H183ZM182 233V234H183ZM189 233H190V231H189ZM188 233V234H189ZM198 233H200V231L198 232ZM209 233V232H208ZM38 234H39V231H38ZM62 234V233H61ZM85 234V233H84ZM95 235H96V233H94ZM124 234V233H123ZM144 234V233H143ZM157 234V233H156ZM185 234V233H184ZM193 233H191V234H189V236L190 235H192ZM197 234V233H196ZM206 234H207V232H206ZM217 234H218V232H217ZM216 234V235H217ZM240 234H241V232H240ZM245 234H247V233H244V235ZM249 234V233H248ZM259 234V233H258ZM18 235H20V234H18ZM42 235H43V233H42ZM50 235V234H49ZM83 235V234H82ZM153 234H151V236H152ZM154 235H155V233H154ZM159 235H161V234H159ZM187 235V234H186ZM199 235V234H198ZM203 235V234H202ZM209 235H211V233H209ZM215 235V236H216ZM230 235V234H229ZM228 235V236H229ZM238 235V234H237ZM243 235V232H242V234H241V236ZM243 235V236H244ZM81 236V235H80ZM79 236V237H80ZM84 236H86V235H84ZM97 236H98V234H97ZM142 236V235H141ZM140 236V237H141ZM144 236H146V235H144ZM147 236H149L148 234H147ZM162 237L163 236H165V235H161ZM181 236V235H180ZM212 236H214V234H212ZM227 236V235H226ZM231 236V235H230ZM229 236V237H230ZM242 236V237H243ZM258 236V235H257ZM88 238H90L89 236H87ZM92 237H95V236H91V238ZM129 237H130V235H129ZM128 237V238H129ZM155 237H157V236H155ZM167 237V236H166ZM165 237V238H166ZM169 237V236H168ZM182 237H184V236H182ZM200 237H202V236H200ZM199 237V238H200ZM218 237V236H217ZM233 237V236H232ZM237 237V236H236ZM248 237H250L249 235H247V238ZM258 237H260V236H258ZM56 238V237H55ZM96 238V237H95ZM106 239L108 238V237H105ZM114 238V237H113ZM136 238V237H135ZM198 238V237H197ZM233 238H235V237H233ZM238 238V237H237ZM237 238L235 239V240H237ZM244 238V237H243ZM262 238H264V237H262ZM21 239V238H20ZM48 239H49V237H48ZM52 239V238H51ZM60 239H62L61 237H60ZM137 239V238H136ZM162 239H164V238H162ZM177 239V238H176ZM226 239V238H225ZM246 239V238H245ZM254 239V238H253ZM82 240V239H81ZM160 240V239H159ZM175 240V239H174ZM184 240V239H183ZM187 240H189V239H187ZM239 240V239H238ZM254 240H256V239H254ZM51 241V240H50ZM49 241V242H50ZM84 241V240H83ZM86 241V240H85ZM98 241V240H97ZM110 241V240H109ZM139 241V240H138ZM143 241V240H142ZM163 241V240H162ZM172 241V240H171ZM184 241H186V240H184ZM241 241V240H240ZM52 242H53V240H52ZM52 242H50V243H52ZM100 242V241H99ZM113 242V241H112ZM116 242V241H115ZM148 242V241H147ZM165 242V241H164ZM175 242H176V240H175ZM187 242V241H186ZM218 242V241H217ZM236 242V241H235ZM238 242V241H237ZM236 242V243H237ZM44 243V242H43ZM49 243V244H50ZM85 243V242H84ZM135 243V242H134ZM204 243V242H203ZM12 244V243H11ZM59 244V243H58ZM99 244V243H98ZM120 244V243H119ZM122 244V243H121ZM171 244V243H170ZM174 243L172 242V245H173ZM179 244V243H178ZM209 244V243H208ZM207 244V245H208ZM216 244V243H215ZM227 244H228V242H227ZM238 244V243H237ZM51 245V244H50ZM96 245V244H95ZM141 245V244H140ZM140 245H138V246H140ZM160 245V244H159ZM158 245V246H159ZM172 245H171V247H172ZM176 245V244H175ZM181 245V244H180ZM214 245V244H213ZM248 245V244H247ZM253 245V244H252ZM59 246V245H58ZM68 246V245H67ZM100 246V245H99ZM121 246V245H120ZM122 246H124V245H122ZM177 246H179V245H177ZM68 247H71V246H68ZM97 245H96V249H97ZM126 247V246H125ZM127 247H129V246H127ZM131 247V246H130ZM174 247V246H173ZM180 247V246H179ZM178 247V248H179ZM250 247V246H249ZM8 248V247H7ZM6 248V249H7ZM16 248V247H15ZM40 248V247H39ZM155 248V247H154ZM153 248V249H154ZM159 248V247H158ZM157 248V249H158ZM177 248V247H176ZM178 248H177V250H178ZM208 248H210V246H208ZM228 248H230V247H228ZM245 248V247H244ZM247 246H246V248H245V250L246 251H250V250H247ZM9 249V248H8ZM14 249V248H13ZM26 249V248H25ZM49 249V248H48ZM72 249V248H71ZM127 249V248H126ZM132 249V248H131ZM152 249V248H151ZM152 249V250H153ZM165 249H166V246H165ZM183 249V248H182ZM260 249V248H259ZM20 250H21V248H20ZM102 250V249H101ZM159 250V249H158ZM169 250V249H168ZM256 250V249H255ZM8 251V250H7ZM11 251V250H10ZM13 251V250H12ZM15 251H16V249H15ZM72 251V250H71ZM125 251V250H124ZM146 251V250H145ZM155 251H157V250H155ZM234 251H237V250H234ZM239 252H241L240 250H238ZM237 251V252H238ZM242 251H243V249H242ZM42 252V251H41ZM40 252V253H41ZM47 252V251H46ZM48 252H51V251H48ZM47 252V253H48ZM73 252V251H72ZM148 252H149V250H148ZM163 252V251H162ZM174 251H172V253H173ZM233 251H232V249H231V253H232ZM252 252V251H251ZM251 252H249V253H251ZM253 252H254V250H253ZM12 253V252H11ZM80 253V252H79ZM78 253V254H79ZM167 253V252H166ZM230 253V252H229ZM234 254L232 255L233 256V258H236V259H238V257L239 256H241V255H237V254H239V253H235V252H233ZM244 253H246V252H244ZM248 253V254H249ZM256 253V252H255ZM3 254V253H2ZM9 254V253H8ZM80 254H82V253H80ZM104 254V253H103ZM108 254V253H107ZM106 254V255H107ZM123 254V253H122ZM240 254H242V253H240ZM37 255V254H36ZM59 255V254H58ZM125 255V254H124ZM132 255V254H131ZM140 255V254H139ZM142 255V254H141ZM224 255V254H223ZM225 255H227V256H224L223 257V259H221V260H223L224 261V258L225 257H228V253H225ZM236 257H235V256ZM246 255V254H245ZM244 255V256H245ZM254 255V254H253ZM256 255H258V253L256 254ZM256 255L254 256V257H256ZM262 255L264 256V254L262 253ZM2 256V255H1ZM10 256V255H9ZM19 256V255H18ZM109 256V255H108ZM148 256V255H147ZM159 256V255H158ZM231 255H230V257H232ZM243 256V254H242V256L241 257H244ZM252 256V255H251ZM259 256V255H258ZM257 256V257H258ZM261 256V255H260ZM14 257V256H13ZM12 257V258H13ZM49 257V256H48ZM83 257V256H82ZM110 257V256H109ZM135 257V256H134ZM140 257V256H139ZM143 257V256H142ZM30 258H32V257H30ZM50 258H51V256H50ZM84 258V257H83ZM112 258H114V257H112ZM132 258H133V256H132ZM149 259H150V257H148ZM153 258H154V256H153ZM233 258H231V261H233L234 262V260H233ZM250 258V257H249ZM259 258V257H258ZM21 259V258H20ZM75 259V258H74ZM94 259V258H93ZM100 259V258H99ZM128 259H131V257L130 258H128ZM241 259V258H240ZM251 259V258H250ZM49 260H51V259H49ZM52 260H54V259H52ZM67 259H65V261H66ZM105 260V259H104ZM230 260V259H229ZM239 260V259H238ZM248 261H249V259H247ZM253 260V259H252ZM252 260H250V261H252ZM259 259H257V260H254V262L257 264L258 262H256V261H258ZM17 261H19V259L17 260ZM26 261H27V259H26ZM62 261H64V260H62ZM74 261V260H73ZM88 261V260H87ZM96 261H98V260H96ZM130 261V260H129ZM132 261V260H131ZM147 261H148V259H147ZM152 261H153V259H152ZM156 261V260H155ZM161 261V260H160ZM166 261V260H165ZM164 260H162V262H165ZM169 261V260H168ZM239 261H241V260H239ZM260 261V260H259ZM55 262V261H54ZM77 262V261H76ZM81 262V261H80ZM89 262V261H88ZM100 262V261H99ZM138 262H140V261H138ZM137 262V260H136V262L134 261V263L133 264H142L141 262H144V261H141L140 263H138ZM167 262V261H166ZM170 262V261H169ZM221 262V261H220ZM243 262H245V261H243ZM253 262V261H252ZM262 262V261H261ZM264 262V261H263ZM263 262H262V264H263ZM2 263V262H1ZM7 263V262H6ZM18 263H20V261L18 262ZM29 263H30V261H29ZM34 263V262H33ZM51 263V262H50ZM89 263H92L91 261L89 262ZM103 263V262H102ZM104 263H106V262H104ZM145 263V262H144ZM156 263V262H155ZM161 263V262H160ZM168 263V262H167ZM171 263V262H170ZM170 263H168V264H170ZM201 263V262H200ZM248 263V262H247ZM254 263V264H255ZM21 264V263H20ZM68 264V263H67ZM71 264V263H70ZM83 264H85V263H83ZM94 264V263H93ZM162 264V263H161ZM221 264H236L235 262L234 263H230L229 261H224V263L223 262H221ZM240 264H242V263H240ZM249 264V263H248ZM251 264H253V263H251ZM259 264H261L260 262H259Z\"/></svg>",
  "mask_w": 264,
  "mask_h": 264
}]
</instances>
